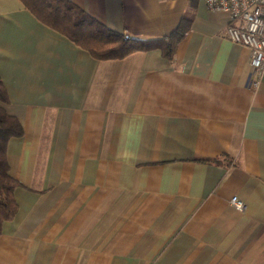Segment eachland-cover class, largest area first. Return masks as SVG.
Segmentation results:
<instances>
[{
    "label": "crops",
    "instance_id": "0c3cea01",
    "mask_svg": "<svg viewBox=\"0 0 264 264\" xmlns=\"http://www.w3.org/2000/svg\"><path fill=\"white\" fill-rule=\"evenodd\" d=\"M155 48L97 60L0 0V79L24 134L0 264H264V78L205 0H70ZM237 197L245 204L239 211Z\"/></svg>",
    "mask_w": 264,
    "mask_h": 264
},
{
    "label": "trees",
    "instance_id": "16d2710c",
    "mask_svg": "<svg viewBox=\"0 0 264 264\" xmlns=\"http://www.w3.org/2000/svg\"><path fill=\"white\" fill-rule=\"evenodd\" d=\"M23 7L38 21L68 38L97 60H119L128 55L162 50L171 58L177 43L186 33L187 20L168 38L140 40L109 29L70 0H20ZM9 102L7 91L0 79V235L3 224L13 219L17 212L14 192L20 185L9 173L7 145L10 139L22 137L19 120L2 106Z\"/></svg>",
    "mask_w": 264,
    "mask_h": 264
},
{
    "label": "built area",
    "instance_id": "2783aa9c",
    "mask_svg": "<svg viewBox=\"0 0 264 264\" xmlns=\"http://www.w3.org/2000/svg\"><path fill=\"white\" fill-rule=\"evenodd\" d=\"M205 4L208 10L228 17L227 39L250 51L253 73L249 84L256 88L264 78V0H205ZM231 204L239 211L245 209L237 197Z\"/></svg>",
    "mask_w": 264,
    "mask_h": 264
}]
</instances>
